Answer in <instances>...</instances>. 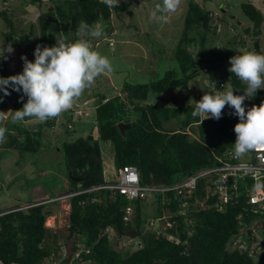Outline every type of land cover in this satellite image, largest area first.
Returning <instances> with one entry per match:
<instances>
[{
    "label": "trees",
    "instance_id": "1",
    "mask_svg": "<svg viewBox=\"0 0 264 264\" xmlns=\"http://www.w3.org/2000/svg\"><path fill=\"white\" fill-rule=\"evenodd\" d=\"M31 2L42 4L41 0ZM46 2L53 4L38 17L40 36L33 43L26 41L24 36H17L8 10H0V17L8 29L4 34L5 39L9 43L25 42L23 52L27 54H32L37 45H56V39H64L60 31L62 34L72 33V39L67 42L81 39L83 37L77 31L81 21L89 25L104 23L107 26L110 25L113 11L124 10L123 3L119 7L109 8L100 0ZM5 3V0H0V4ZM240 8L251 24V27L245 29L247 35L244 38H256L255 51L259 47L258 37L261 35L264 16L250 2L241 4ZM211 20L210 11L193 2L188 4L181 38L175 46L176 49L171 52L172 57L175 53V57L179 58L178 71L182 74L181 78H174L175 72L169 71L165 78L156 83H123L111 97L99 92L86 94V99H93L98 104L94 110L98 140L110 142L115 167H135L143 185L169 184L198 168L215 164L216 156L223 157L227 150H234V127L239 118L233 114L234 109L231 107L222 114L221 119L210 118L201 123L200 117L192 116L195 106L189 104L184 108H173L156 99L168 91L185 90L188 81L195 78L197 70L200 71L196 62H204L203 44L207 41V31L210 30V34L218 36L223 28L222 23L218 22H212L211 26ZM199 28L201 33L193 37L188 35ZM243 39L242 43L238 39L234 40L239 44L240 54L247 47ZM197 41L200 43L196 44ZM196 46L198 50L194 51ZM220 56L222 62L219 67L225 72L231 87L237 90L234 94L239 95L238 92L244 91L247 85L228 71L231 67L230 58L225 57V53ZM26 57L29 61L32 60L31 57ZM206 61L207 66H212L213 60ZM6 74L7 64H4L0 77L7 78ZM209 77L217 81L219 88H225L215 74ZM8 91L11 94L5 97L12 106L20 110L27 102V97L23 96L22 91L17 93L12 88ZM0 93L4 95L2 91ZM105 98L108 101L102 103ZM254 98L258 103L250 105L249 108L264 102V91H257ZM67 113L71 119L67 121L65 129L69 133L74 129L73 119L81 117H74L68 111ZM179 115H183L184 119L181 122L182 129L168 130L165 126L167 121ZM36 120L26 118L23 121ZM119 123L130 124V128L122 134L118 129ZM28 125L33 129L18 127L17 135L8 134L9 141L2 147L6 150L5 154L9 151L19 155L37 154L43 145L40 130L43 127L53 128L55 123L47 120ZM187 129L193 130H190L191 135ZM98 140L81 137L72 142H63L61 151L66 168V185L56 196L44 194L30 203L45 202L57 196L105 184ZM204 194V183L201 181L193 196L200 200ZM69 201L68 227L65 231L67 240L70 239L72 243L69 248L71 253L80 252L77 261H90L92 264H264V245L260 252L251 255L248 250L234 248L231 243L238 238L243 241L246 239L249 243L257 239L259 232L264 236V221L257 223L254 231L251 229V223L258 217L264 218V215L252 214L244 197L221 213L214 208L195 207L193 200L183 199L173 193L155 194L151 199L130 201L118 192L112 194L107 189H100L80 193L69 198ZM181 201L190 202L185 212H179ZM207 202L212 203V200ZM55 203L47 202L0 216V260L3 263L40 264L44 257L52 254V249L57 248V245L52 248L50 241L55 244L57 234L47 229L44 224L53 214L52 209L46 206ZM149 205L155 208L152 218L146 216L145 209ZM128 206H132L133 212L128 221H123ZM4 210L6 209L0 211ZM239 215L242 216L240 219ZM110 232L120 240H129L136 248L129 253L116 250L119 248L114 249L110 245Z\"/></svg>",
    "mask_w": 264,
    "mask_h": 264
},
{
    "label": "rangeland",
    "instance_id": "2",
    "mask_svg": "<svg viewBox=\"0 0 264 264\" xmlns=\"http://www.w3.org/2000/svg\"><path fill=\"white\" fill-rule=\"evenodd\" d=\"M41 1L42 4L40 5L32 3L31 0H5V4H0L2 6L0 10H8L9 18L14 24L16 35L26 37V41L28 42L33 43L39 39L40 29L37 23L38 17L53 4L46 2L49 0ZM160 2L161 0H120V3L124 5V10L119 12L113 11L110 17V28L115 29V35L110 34L109 25L105 26L104 23H101L104 36L99 39H94L92 44L95 50L111 60L114 71L111 74L106 73L98 77L91 86V89H86V92L75 104L77 107L80 105V102L87 98V93L93 95L99 92L109 95L106 97H111L114 95L115 90H118L123 83L132 85L156 83L165 78V74L169 71L175 72L173 73L174 78H181L182 74L178 71L179 58L175 57V53H173L174 56L172 57L171 51L181 38L184 17L190 2L212 13L211 26L212 22H218L222 23L223 28L218 36L210 34V30L207 31V41L203 44L205 50L203 51L204 62H200V64L196 62L199 65L200 71L197 72L195 78L188 81L186 89L168 91L159 95L156 99L163 102L165 106L173 108H184L188 103L191 106H195L194 101L199 102L208 90L213 93L225 90V88L218 87L217 81H215V84L212 83L214 82L213 80L210 82L209 76L212 74H215L219 79H224L225 87L230 85L227 81V76H222L221 67H218L221 57L220 54L225 53V57L227 58L240 54L239 44L235 43L234 40L238 39L242 43V39L247 35L245 34V29L251 27L248 19L242 14L240 6L243 3L250 2L264 16V0H182L180 8L175 13L169 14L168 23H157L151 21L149 16L151 11ZM227 26L229 30L225 29ZM7 32L8 29L2 17H0V48L3 47L6 49L11 44L14 49L11 54L5 52L3 58H0V71L4 64H7L6 75L9 77L22 73L24 63L21 59L22 56L31 57L32 62H34L35 57L34 52L32 54L23 52L25 42L9 43L4 37V34ZM198 33H201V28L192 30L188 35L193 37ZM112 34H114L113 31ZM60 35L66 41L72 39L71 32L62 34L60 31ZM131 36H134L133 42L131 43L118 41L123 38L125 39V37L130 38ZM255 40L256 38L253 36L244 38L243 42H245V46L248 48L243 49L241 53L246 51L259 53L260 50L264 54V23L261 26V35L258 37L259 47L254 51ZM199 43V41L196 42V44ZM135 44L139 45V47H135ZM196 50H198L197 46L194 51ZM0 55H2V51H0ZM209 59L213 61H211L212 66H208L209 68L207 69L205 61ZM215 68L217 69L214 70ZM238 94L243 95L244 91L238 92ZM0 97H2L0 111L8 112L2 124H0V126H6L8 128L6 141L0 143V210L16 205H25V203H29L34 198L44 194L56 196L66 185V168L61 151V144L65 141L72 142L78 138H87L89 136L98 140V124L95 120V112L88 110L87 116L74 118L72 121L74 129L69 133H66L67 131L65 129L67 123L66 117L68 116L67 112L62 113L56 118L49 119V121L53 120L55 125L53 128L43 127L40 130L42 144L44 146H41V151L37 154L26 153L19 155L17 152L14 153L12 151L5 154L4 152L6 150L2 147L3 144L9 141L8 134L17 135L18 127L32 130L33 128H30L28 124L32 125L34 123L35 125L39 120L35 122L20 121L12 123V112L17 111V108L12 106L2 93H0ZM256 103L258 102H256L254 97H249V99L244 101V107L247 110L250 105ZM75 105L70 111L68 110L71 115L76 109ZM228 108L226 106L222 114L228 112ZM200 119L203 120L204 117H200ZM183 120V115H179L176 118L168 120L165 126L168 130L182 129L181 122ZM193 129L195 128L193 127ZM190 130L193 131L192 129ZM98 145L102 154L104 178L111 179L113 170H116L115 164L113 163L112 145L110 142H102L100 140H98ZM104 158L105 160L111 158L110 163H112L108 165L109 169L105 170L106 173L104 172V167L107 162H105ZM69 202V199H61L55 204L47 205L46 208H51L53 214L46 219L44 226L57 234L56 243L53 244L50 241L51 247L54 248L55 245H64L67 247L70 255L71 251L69 248L72 243L70 239L67 240V232L65 231L68 222L67 217L70 211ZM145 211L147 212L146 216L149 218L155 215V208L150 205L146 207ZM259 234L260 236L256 241L264 242V236L260 232ZM130 243L127 239H118L115 234L110 232V245L114 249L119 248L116 250L129 253L136 248ZM52 250L56 251V248ZM70 256L72 257V255Z\"/></svg>",
    "mask_w": 264,
    "mask_h": 264
},
{
    "label": "clouds",
    "instance_id": "3",
    "mask_svg": "<svg viewBox=\"0 0 264 264\" xmlns=\"http://www.w3.org/2000/svg\"><path fill=\"white\" fill-rule=\"evenodd\" d=\"M100 1L109 8L120 6V0ZM181 3L182 0H161L151 11L149 19L157 23H168L169 14L175 13ZM77 31L83 38L74 42L56 39V45L51 47L37 45L34 62L26 56L21 57L24 62L21 74L0 77V91L4 96L10 95L8 89L12 88L17 93L22 91L23 96L27 97V102L20 110L11 111L12 123L26 118H35L41 122L56 118L72 109L98 77L113 73L111 60L95 50L91 43V40L104 36L102 26L81 21ZM0 51V58H3L5 52L11 54L14 49L9 44L6 49L0 48ZM229 63L231 67L228 71L247 85L244 94L235 95L237 90L230 85L216 93L205 92L199 102L194 101L192 116L204 117L202 123L205 119H221L226 106L234 109L233 114L239 118L234 127V155L243 158L253 150L264 148V102L259 106L253 105L247 111L244 107L246 99L254 97L258 90H264V54L260 50L259 53L246 51L231 57ZM7 113L0 111V124ZM187 131L191 135V131ZM7 133L8 128L0 126V143L6 141Z\"/></svg>",
    "mask_w": 264,
    "mask_h": 264
},
{
    "label": "built area",
    "instance_id": "4",
    "mask_svg": "<svg viewBox=\"0 0 264 264\" xmlns=\"http://www.w3.org/2000/svg\"><path fill=\"white\" fill-rule=\"evenodd\" d=\"M108 101L105 98L102 103ZM98 104L93 99H85L73 111L74 117L87 116L88 110H95ZM87 110V113L85 112ZM216 163L213 165L198 168L188 174L183 175L169 184L143 185L140 180L138 170L133 166H123L113 170L111 179H105V184L92 187L80 192H71L65 195L54 197L48 201L20 205L5 211H0V216L8 213L26 210L33 206L43 203L57 202L61 199H69L80 193L93 190L107 189L112 194L118 192L127 200L151 199L155 194L173 193L183 199L193 200V206L202 209L214 208L218 212H224L229 205L237 204L243 197L246 198V205L250 206V211L254 215H264V148H259L249 152L243 158H237L234 150H227L223 157L216 156ZM204 183L205 194L202 199L194 198L193 192L200 182ZM212 203H208V200ZM179 212H185L190 206V202L181 201ZM133 212L132 206L125 210L123 221H128ZM242 216L239 215L238 219ZM264 221L258 217L251 223L254 231L255 225ZM153 226V223L150 224ZM68 227V224L66 225ZM257 238L260 234L258 233ZM234 248L248 250L249 254L254 255L261 251L264 242L254 239L251 242L243 241L241 238L231 241ZM67 247L58 245L56 252L53 250L50 256L42 259L40 264H91L90 261H77L80 252L67 255ZM70 256V258H69ZM0 264H5L0 260ZM17 264V263H9Z\"/></svg>",
    "mask_w": 264,
    "mask_h": 264
},
{
    "label": "crops",
    "instance_id": "5",
    "mask_svg": "<svg viewBox=\"0 0 264 264\" xmlns=\"http://www.w3.org/2000/svg\"><path fill=\"white\" fill-rule=\"evenodd\" d=\"M254 6H255V5H254ZM110 26H111V25H109V28H110ZM112 31H113L114 34H112ZM110 34H111V35H115V34H116V33H115V29L110 28ZM133 39H134V36H131L130 38H126V37H125V39L123 38V39L118 40V41H121L122 43H131V42H133ZM111 40H113V39H111ZM91 43H92V42H91ZM133 45H134V44H133ZM135 47L138 48L139 45H136V44H135ZM174 49H176V47H174ZM171 52H172V51H171ZM224 59H225V58H224ZM219 60H220V59H219ZM220 62H222V59L219 61L218 67L221 66V65H220ZM221 70H222V68H221ZM197 72H199V70H197ZM221 73H223L222 76H225V75H226L225 72H223V70H222ZM209 80H210V82H211V79H210V78H209ZM209 80H208V82H209ZM219 81H221V82L224 83V79H219ZM212 83H215V81L212 82ZM224 87H225V86H224ZM90 89H91V88H90ZM90 89H89V90H90ZM207 90H208V89H207ZM262 91H263V90H262ZM208 92H209V90H208ZM188 105H189V103H188ZM66 118H67V121L71 119V117H70L69 115H68ZM106 159H107V158H106ZM110 159H111V158H110ZM110 159L105 160V158H104L105 162H107V164H106L105 167H104V172H105V173H106L105 170H106V169H109V168H108V165H109V164H112V163H110ZM111 162H112V161H111Z\"/></svg>",
    "mask_w": 264,
    "mask_h": 264
},
{
    "label": "water",
    "instance_id": "6",
    "mask_svg": "<svg viewBox=\"0 0 264 264\" xmlns=\"http://www.w3.org/2000/svg\"><path fill=\"white\" fill-rule=\"evenodd\" d=\"M129 128H130V124H126V123H119V124H118V129H119V131H120L122 134H124L125 131L128 130ZM88 139L91 140L92 137L89 136ZM97 161H100V159L97 158ZM76 180H79V179H76Z\"/></svg>",
    "mask_w": 264,
    "mask_h": 264
},
{
    "label": "bare ground",
    "instance_id": "7",
    "mask_svg": "<svg viewBox=\"0 0 264 264\" xmlns=\"http://www.w3.org/2000/svg\"><path fill=\"white\" fill-rule=\"evenodd\" d=\"M51 221H53V220H51ZM48 223V222H47Z\"/></svg>",
    "mask_w": 264,
    "mask_h": 264
}]
</instances>
